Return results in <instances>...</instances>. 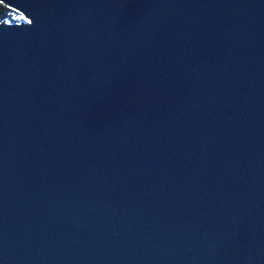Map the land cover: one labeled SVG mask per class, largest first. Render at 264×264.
Segmentation results:
<instances>
[{
    "label": "water",
    "instance_id": "obj_1",
    "mask_svg": "<svg viewBox=\"0 0 264 264\" xmlns=\"http://www.w3.org/2000/svg\"><path fill=\"white\" fill-rule=\"evenodd\" d=\"M0 2V264H264V0Z\"/></svg>",
    "mask_w": 264,
    "mask_h": 264
},
{
    "label": "trees",
    "instance_id": "obj_2",
    "mask_svg": "<svg viewBox=\"0 0 264 264\" xmlns=\"http://www.w3.org/2000/svg\"><path fill=\"white\" fill-rule=\"evenodd\" d=\"M3 20H6V22L8 23L16 24L22 22L24 20V17L18 11L0 2V23Z\"/></svg>",
    "mask_w": 264,
    "mask_h": 264
},
{
    "label": "rangeland",
    "instance_id": "obj_3",
    "mask_svg": "<svg viewBox=\"0 0 264 264\" xmlns=\"http://www.w3.org/2000/svg\"><path fill=\"white\" fill-rule=\"evenodd\" d=\"M25 21V20H24Z\"/></svg>",
    "mask_w": 264,
    "mask_h": 264
}]
</instances>
